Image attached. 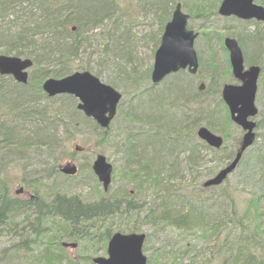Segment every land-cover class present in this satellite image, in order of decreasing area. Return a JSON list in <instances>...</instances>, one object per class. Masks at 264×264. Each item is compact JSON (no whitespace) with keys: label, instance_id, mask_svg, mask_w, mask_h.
Returning <instances> with one entry per match:
<instances>
[{"label":"rangeland","instance_id":"rangeland-1","mask_svg":"<svg viewBox=\"0 0 264 264\" xmlns=\"http://www.w3.org/2000/svg\"><path fill=\"white\" fill-rule=\"evenodd\" d=\"M176 1H182L180 4L183 11L190 15L188 25L198 33L194 41L199 59L197 72L191 74L188 70H184L170 75L157 85L151 82L154 54L160 44L158 40L161 38L165 23L168 21L164 22L168 16L166 11L173 6L176 7L177 2L169 0L167 7H160L158 3L153 4L152 0H116L112 21L117 22L103 23L95 30H90L87 34L88 41L82 44L79 52L65 58L69 59L70 64L73 63V73L88 70L101 82L121 93L122 99L116 116L108 129L103 128L107 131L106 139H101V132L104 131L92 128L86 124L82 114L74 112V110L77 111L75 105V109H71L72 101L64 97L65 94L49 97L43 91L38 93L34 89L27 88L29 96L33 98L24 107L28 111H34L35 115L37 110L46 108L50 114L43 117L45 120L48 119L50 125L52 124L51 131L56 138L51 144L28 148L20 153L19 157H5L3 161H0V172L7 179L12 196L33 201L36 196L38 197V191L43 192V197L47 200L59 193L93 203L102 196L114 195L115 191L125 187L128 193L143 203L144 211L138 216V219H142L150 208H156L161 199L154 202L155 190L152 187L139 193L138 188L129 182L127 178L129 176L123 168L125 160L118 144L128 134H138L143 144L149 143L148 137L152 134L161 138L164 144L168 139L172 142L170 140L173 137L172 134L167 136L166 132L174 130L172 125L182 123L181 112L186 103H191L190 100L193 97L207 104L213 117H219L220 120L215 122L216 129H209L224 136L225 148L221 152H214L205 147L197 136L193 135V125V127L190 125L177 127L183 130L184 136H187L185 139L187 142L185 141L186 150L180 148L175 151L179 157L181 178L174 183L179 187L188 185L189 190H193V187L199 189L200 182L213 176L207 175L213 170L218 173L225 167V162L235 153L239 141L242 140L243 130L231 120L228 107L221 97V90L225 84H239L232 74L224 39L231 36L239 42L246 66L254 64L248 60L255 57L256 59L258 57L263 64L264 53L258 54V48H256L258 42H261L264 48L263 23L221 16L218 8L223 0ZM255 2L264 6V2L260 0ZM25 8H27L26 11L30 10L27 4ZM242 34L247 38L243 39ZM250 35L255 36L253 40L251 39L252 41L248 38ZM42 37L44 36L37 35L34 38L37 43L29 42L30 47L26 43L25 47L19 50L35 53L40 45L39 39ZM116 37L120 38L121 44L116 42ZM4 42L0 51L6 47L7 43ZM13 55L15 53L11 54ZM48 61L50 64L43 68L47 69L49 76L37 78L42 83L48 78H55L53 73L60 68L56 57H51ZM78 66H83L84 69H77ZM259 66L262 67V65ZM85 67L88 68L85 69ZM38 75L41 74L36 73L35 67L29 69L30 82L33 76ZM261 77L256 95L259 112L254 120L257 124L261 122L262 127L257 126L256 140L244 154L247 155V160L240 163L222 185L202 191L203 193L196 192L197 196L194 199L181 205L183 212H188L191 205L201 208L211 221L221 219L222 214L224 217L233 215L231 218L234 219V224L227 221L228 229L220 230L218 237L215 238L213 237L215 230L211 225L202 224L201 229L188 231L174 225L166 226L160 223L150 225L142 221L136 223V214L121 212L105 220L103 227L100 223L103 221L98 220L94 227L89 228L90 235L97 234L99 232L97 228L104 230L106 227H109L112 233L129 234L128 229L141 226L140 233L146 234L143 253L147 257V264H220L224 257L230 255L228 250L231 247L234 248L235 253L240 246H243L244 260L252 264H264V141L261 136L264 133V81L261 82ZM201 83V87L205 85L203 90L214 83V90L195 96L200 90ZM182 86H185L183 88L185 91L176 99L172 97V94ZM217 86H219L218 92ZM29 108L32 109L29 110ZM228 115L231 124L227 123ZM145 117L155 123L146 122ZM35 120L39 121L38 115L35 116ZM205 122L203 121L202 125H206ZM26 128L29 132L33 130L31 125H27ZM76 145L83 146L85 150L75 151ZM198 145L201 146L199 149L201 148L202 158L197 156L199 158L198 160L196 158L195 172H192L187 161V156L190 155L187 146L197 147ZM98 154L104 155L113 166L112 182L108 191H104L102 183L98 181L92 170L93 161ZM72 162L78 167L77 174L73 176L62 174L58 170L59 174L48 176L46 173L43 179L32 178L31 182H34L31 185L24 182V178L28 175L34 176L38 169L43 172V169L51 165L59 168ZM123 173L126 177L122 175ZM247 212V218L243 217ZM256 214L258 217L254 219ZM243 218L246 230L236 224ZM22 219L23 215H20L12 222L13 225L17 223L16 227L0 229L2 232L0 233V264H36L37 262L36 258L44 247L43 242L35 243L32 250H18L15 247L20 240L19 234L22 228L25 226L28 228V224H19ZM257 224L261 225L258 231L255 230ZM46 227L49 229L48 235L54 237L55 233L51 230V224ZM6 228L10 231L5 230ZM98 239L96 236L88 237L82 242L76 241L78 244L76 248L64 247L62 251L66 258L74 259L76 264H93L92 258L107 257L108 241L99 242ZM242 263L243 261L233 262V264Z\"/></svg>","mask_w":264,"mask_h":264},{"label":"trees","instance_id":"trees-1","mask_svg":"<svg viewBox=\"0 0 264 264\" xmlns=\"http://www.w3.org/2000/svg\"><path fill=\"white\" fill-rule=\"evenodd\" d=\"M152 1L153 4L158 3L160 7H167L166 5L169 4V0ZM260 1L264 2V0ZM173 2L176 3L177 1L173 0ZM181 2H177L176 4ZM25 4L29 5V11H26ZM174 7L167 9L168 16L164 22L170 19ZM115 9L116 0H0V48L4 40L6 41L4 43H7L5 49L0 51V54L11 55L15 53V56L30 58L33 60V67H35L36 73L41 74L33 76L32 81L30 82L29 80L26 85L17 83L12 76L0 75V117H2L0 120V161H3L5 157H19L20 153L28 148L38 147L46 143L51 144L55 140V134L51 131L52 124L50 125L48 119L45 120L43 117H46V114H50L48 110L46 108L41 111L37 110L36 114L39 117V121H37L35 120V116L37 115H35L34 111H28L24 107L33 98L29 96L27 88L34 89L38 93L43 91L42 82L37 78L49 76V72L43 67L50 64L48 59L51 57H56L60 67L53 73L55 78L66 77L73 73V63L70 64L68 62L69 59H65L67 58L66 56H74L79 52L82 44L87 43L89 37L87 34L90 30H95L103 23H116L117 21H112ZM73 27H75V30H72ZM112 33V39H114ZM39 34L45 38L39 39L40 45L35 50V53H25L19 50L25 47L26 43L30 47L29 42L34 41V38ZM241 36L243 39L247 38L243 34ZM254 37L250 35L248 38L253 40ZM119 41L122 43L120 38L116 37L118 44L120 43ZM34 42L37 43L36 41ZM121 48L123 49L122 46ZM256 48H258V54L264 53L261 42L257 43ZM248 62L254 63L252 65H262L261 82L264 81V63L262 64V61L258 57L257 59L256 57L249 58ZM87 68L85 67V69ZM77 69L83 70L84 67L78 66ZM184 87L182 86L181 89H177L172 94V97L178 98L185 91ZM218 87H216L217 92L219 91ZM212 90H214V83L209 84L205 90H199L195 96L204 95ZM64 97L70 98L72 101L71 109H75L74 105L76 106L77 104L76 98L71 95H64ZM197 99V97H193L190 100V104L186 103L184 105L181 112L182 123L172 125L174 130L166 132L167 136L172 134L173 137L170 138L172 142L168 139L166 144H164L161 138H158L156 134H152L148 137L149 143L143 144L140 140L141 136L138 134H128L118 144L125 160L123 168L124 172L129 176L127 177L129 182L138 188L139 193L152 187L155 190L154 202L161 199L156 208H150L147 215L142 219H138V216L144 211L143 203H140L131 193H128L125 187L115 191L114 195H104L93 203L83 202L79 197H68L65 194L59 193L54 195L52 199L47 200L43 197V192L38 191V197L36 196L35 200H23L11 195L8 181L2 175V172H0V229L2 227L13 228V226H18L17 223L13 225L12 222H14L16 217L23 215L22 222L19 224H28V228L26 226L22 228L19 234L20 240L15 247L18 250H32L35 243L43 242L44 247L36 258V264H63L64 262L76 264L74 259L65 257L64 251H62L64 249L62 246L60 247L61 243L64 240L66 242H82L88 237L94 238L95 236L99 238V242L109 241L113 234L109 227H106L104 230L97 228L99 230L98 235H90L91 230L89 228L94 227L98 220L103 221L100 222L103 227L105 220L121 212L136 214V223L142 221L150 225H157L158 223L165 224L166 226L174 225L179 229L188 231L199 230L202 224L205 226L211 225L215 230L213 237L217 238L220 230L228 229L227 225L230 222L232 224L235 223L234 219L231 218L233 215L224 217V214H222L221 219L211 221L207 217L208 215L199 207L191 205L188 208V212H183L184 209L182 210L181 208L183 203L197 196L195 195L196 192L203 193L202 191L215 187L206 188L204 182L207 179L202 183L200 182L199 189L192 186L193 190H189L188 185H181L179 187V185L177 186L174 183L177 179L181 178L179 157L175 154V151L180 148L186 150L185 139L187 138L186 135L184 136L183 130L177 127L193 125V135L197 136V128L202 126L203 121H206V125L204 126L215 130V122L220 120L219 117L216 116L215 118L211 115L207 104ZM31 109L29 108V110ZM74 112L82 114L86 124L92 128L104 131L96 122L86 117L78 109L77 111L74 110ZM144 120L146 122H153L148 117H145ZM227 123H232L229 115ZM260 123L257 124L259 128L262 127ZM27 125L32 126L33 130L31 132L26 128ZM106 132H101L102 140L106 139ZM261 136L264 141V133ZM201 144L214 152H221L225 148V143L220 149L211 148L203 141H201ZM240 144L241 141H239L235 153L228 158L224 166L234 158L240 148ZM199 147L201 146H187L190 152V155L187 156V161L192 172H195L198 158H202L201 148L199 149ZM81 148L82 151L85 150L83 146ZM197 156L199 157L197 158ZM246 160L247 155H243L240 163H244ZM213 171L207 176H214L216 171ZM40 172V169H38L33 174L34 176L28 175L27 178H24L25 184L31 185L34 182H31L32 178L43 179L46 173H48V176L50 174H59L56 165H51L43 169V172ZM122 175L125 176L124 173ZM247 215L248 212L243 217L247 218ZM257 217L258 215L256 214L254 219ZM243 220L244 218L238 220L236 224L243 230H246ZM48 224H51V230L55 233L54 237H51L47 233L49 231L46 227ZM259 228L261 229V225L257 224L255 230L258 231ZM5 230L10 231L9 228ZM128 230L130 233L140 232L141 226L131 227ZM242 247L240 246L235 253L233 252L234 248L231 247L228 250L230 255L224 257V260L220 264H233V262L238 261H243L242 264H252V262L250 263L243 259L245 253Z\"/></svg>","mask_w":264,"mask_h":264},{"label":"water","instance_id":"water-1","mask_svg":"<svg viewBox=\"0 0 264 264\" xmlns=\"http://www.w3.org/2000/svg\"><path fill=\"white\" fill-rule=\"evenodd\" d=\"M219 14L234 15L245 20L254 18L264 22V6L255 3L254 0H223L219 7ZM188 18L189 15L183 13L181 5L177 4L171 20L165 26L161 45L155 53L151 75L153 83H158L170 73L187 67L190 73L197 72L199 63L193 46L196 34L187 28ZM72 30H75V27ZM224 43L230 54L233 75L241 81V84H226L222 89V98L229 108L232 121L243 129L244 135L234 159L214 177L206 180L205 187L221 185L236 170L244 152L253 145L256 139L257 123L253 118L258 113L255 100L261 67L253 65L245 68L243 53L238 42L229 37L225 39ZM32 65L33 61L29 58L0 55V75L13 76L18 83L27 84L28 69ZM42 88L49 97L67 93L79 98L77 108L83 111L87 117L97 121L103 128L109 127L122 98L121 93L110 85L102 83L89 71L75 72L61 79L48 78L44 81ZM197 135L211 147L218 149L224 144L220 135L205 126L197 129ZM75 149L80 151L78 146ZM92 169L104 190L107 191L112 180V164L104 155L98 154L93 161ZM59 170L66 175H75L78 168L76 164L68 163L60 167ZM145 238L144 233L116 232L109 239L108 256L95 257L92 261L94 264H147V257L143 253ZM62 246L76 248L77 243L64 242Z\"/></svg>","mask_w":264,"mask_h":264}]
</instances>
